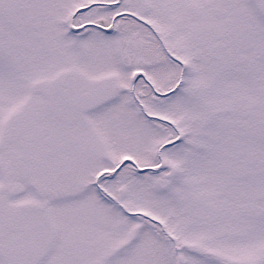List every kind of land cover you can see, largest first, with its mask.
<instances>
[{
  "label": "snow or ice",
  "instance_id": "snow-or-ice-1",
  "mask_svg": "<svg viewBox=\"0 0 264 264\" xmlns=\"http://www.w3.org/2000/svg\"><path fill=\"white\" fill-rule=\"evenodd\" d=\"M0 264H264V0H0Z\"/></svg>",
  "mask_w": 264,
  "mask_h": 264
}]
</instances>
